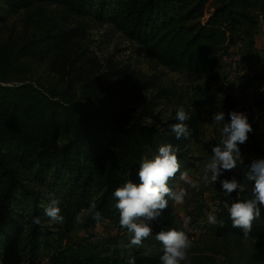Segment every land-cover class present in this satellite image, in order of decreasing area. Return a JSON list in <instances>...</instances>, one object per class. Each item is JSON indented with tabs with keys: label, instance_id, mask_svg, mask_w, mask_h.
Listing matches in <instances>:
<instances>
[{
	"label": "trees",
	"instance_id": "trees-1",
	"mask_svg": "<svg viewBox=\"0 0 264 264\" xmlns=\"http://www.w3.org/2000/svg\"><path fill=\"white\" fill-rule=\"evenodd\" d=\"M43 1L57 2L76 15L109 26L135 42L146 59L177 74L183 83L177 79L167 86L159 84L152 101L155 108L184 106L191 90L218 82L223 55L237 41L245 43L247 62L258 56L254 37L264 0H0V11L17 12ZM27 90L33 93L13 96L0 117V263L128 264L129 258L135 257V264H159L163 251L124 253L116 249L107 253L98 242L77 240L73 234L80 220L85 229L100 220L89 212L92 200L100 218L107 214L119 217L112 192L128 179L138 183L143 156L154 158L163 143L178 147L182 171L190 164L191 139L177 141L169 129L161 132L143 121L127 129L113 125L102 129L91 125L83 111L58 98L55 91ZM254 97L255 108L260 110L264 87H259ZM186 110L191 123L194 114ZM149 112L144 118H151ZM28 119L34 123L29 130ZM63 135L73 140L62 144ZM246 170L241 166L224 172L228 179L235 177L247 185L245 191L229 196V206L234 200L251 198ZM174 182V178L169 181L171 188ZM50 198L61 201V224L43 217ZM228 205L221 204L218 219L224 223L215 225L216 235L254 239L258 248H264V209L245 237L232 227ZM37 215L41 225L32 222ZM158 232L156 228L154 235ZM256 261L264 264V255Z\"/></svg>",
	"mask_w": 264,
	"mask_h": 264
},
{
	"label": "rangeland",
	"instance_id": "rangeland-1",
	"mask_svg": "<svg viewBox=\"0 0 264 264\" xmlns=\"http://www.w3.org/2000/svg\"><path fill=\"white\" fill-rule=\"evenodd\" d=\"M263 31L264 11H259L254 41L258 34L264 41ZM241 42L239 40L235 44ZM240 48V57L232 52L230 63L222 61L218 73H224L223 79L218 78V82L210 86L191 90L183 103L192 111L194 118L189 123L192 129L188 148L190 164L182 172H188L199 182V190L184 184L177 174L172 189L187 190L185 203L169 201L160 217L148 221L151 228L158 231L175 228L185 232L183 221L188 209L191 210L190 230L185 233L192 241V247L183 264H261L256 257L264 255V248H258L256 240L218 237L215 225L207 222V216L216 203L220 210L222 203H229V196L221 191L219 181L212 183L203 179L205 165L211 158V147L222 138V125L216 124L212 115L218 111H244L241 99L264 87V49L258 51L255 48L258 61L248 59L247 62L246 47ZM242 62L245 66H241ZM158 75V83L152 87ZM177 79L183 83L177 74L146 59L141 48L121 33L98 24L94 19L76 15L57 2L43 1L17 12L0 11V104H3L0 117L13 96L31 95L33 92L27 89L33 87L43 92L55 91L58 98L83 111L88 122L99 128L113 125L127 129L132 123L143 121L145 125L152 124L166 132L176 122V108L165 105L155 108L152 101L158 95L159 84L167 86L171 80ZM149 111L151 118H144ZM259 111L264 112V105ZM256 116H249V121L256 120L254 124L257 126L260 121L264 122V116ZM1 121L0 118V126ZM27 124L29 130L34 123L28 119ZM257 132L261 136L260 131ZM249 136L253 137L255 144L252 155L260 152L264 155V147L253 132ZM72 140L71 136L63 135L61 143ZM246 146V143L241 146L244 149L242 157L251 151ZM227 177L223 173L220 179ZM216 214L218 216L219 213ZM73 236L77 240L89 238L98 242L107 253L116 249L124 253L163 251L154 234L145 239L142 246L129 249L130 236L119 224L118 214L104 215L88 229L80 220Z\"/></svg>",
	"mask_w": 264,
	"mask_h": 264
},
{
	"label": "clouds",
	"instance_id": "clouds-1",
	"mask_svg": "<svg viewBox=\"0 0 264 264\" xmlns=\"http://www.w3.org/2000/svg\"><path fill=\"white\" fill-rule=\"evenodd\" d=\"M227 117V118H226ZM192 116L181 105L175 110L176 122L170 126V132L175 140H187L192 135L189 122ZM212 120L222 125L221 140L211 147V158L205 165L203 179L215 183L219 181L220 189L226 196L233 192H242L247 188L239 179H220L225 171L235 169L242 163V149L249 134L254 131L246 111L230 110L227 113L218 111L212 115ZM179 173L180 181L189 187L199 190V182L192 178L188 172L180 171L178 161V147L173 143H163L158 148L154 158L145 157L139 163V182L128 179L114 192L115 208L119 210V224L129 233V249L142 246L143 241L152 234V228L148 221L157 219L168 207L169 201L176 204H184L188 192L185 188L173 190L169 181ZM246 180L251 183V198L246 200H234L227 207V213L233 228H239L245 237L252 230L253 221L262 216L264 209V157L254 158L247 165ZM97 204L94 200L89 203V212L95 219H100V212L96 211ZM43 217L51 223L64 222L61 201L58 198H50L43 208ZM143 218V219H142ZM80 219L79 216L76 217ZM32 222L41 225V216L37 215ZM210 225L223 226L224 221L218 219L215 209L207 216ZM155 239L162 244V255L159 264H183L187 260L188 250L192 247V241L182 230L169 228L159 231ZM128 264H135V257H130Z\"/></svg>",
	"mask_w": 264,
	"mask_h": 264
},
{
	"label": "built area",
	"instance_id": "built-area-1",
	"mask_svg": "<svg viewBox=\"0 0 264 264\" xmlns=\"http://www.w3.org/2000/svg\"><path fill=\"white\" fill-rule=\"evenodd\" d=\"M241 66H245V63L242 62ZM223 72L220 73L218 75L219 79H223ZM255 94V93H254ZM254 94L251 95H247V97H243V99H241L240 104H241V108L247 112V114L249 116L253 117H257L256 115L261 114V116H264V112L259 111L258 109L255 108V97ZM250 123L252 124V127L254 129L253 134L256 137V140L259 141L260 145H262V147H264V122L260 121V123L256 126L254 123H256V120H250ZM261 124V125H260ZM260 127V128H259ZM259 130L260 131V135H258V132L256 133V131ZM255 132V133H254ZM217 205H215L214 209L216 212H220V206L218 203H216ZM192 222V213L191 210L188 209V213L185 215V219L183 221V228L188 232L190 229H188L189 224H191ZM155 233V229H152V234L153 235Z\"/></svg>",
	"mask_w": 264,
	"mask_h": 264
},
{
	"label": "crops",
	"instance_id": "crops-1",
	"mask_svg": "<svg viewBox=\"0 0 264 264\" xmlns=\"http://www.w3.org/2000/svg\"><path fill=\"white\" fill-rule=\"evenodd\" d=\"M264 32V31H263ZM260 35L258 34L257 36H256V39H255V48H257L256 50H263L264 49V41L262 40V39H260V37H259ZM261 37H263V35L261 36ZM245 46V43L244 42H241V43H239L238 45H236V44H234V45H232V46H230L229 48H228V50H227V52L223 55V59H222V61H224L225 62V64H227V63H230V61L228 62V60H230L231 59V56H232V52L233 53H236V54H238V57H240V54H239V51H238V48H240V47H244ZM246 47V46H245ZM241 49V48H240ZM243 51V50H242ZM257 52V51H256ZM262 54V52H259V54ZM253 61H258V60H253ZM221 69V68H220ZM222 70H220V72H221ZM251 74H252V72H251ZM252 136V135H251ZM251 136H249V138H248V140H247V142H246V144L248 145V146H246L245 148L246 149H251V151H248L243 157H242V163H240V164H238L239 166H237V168L238 167H245L246 169H247V165L251 162V160H252V154H254V150H255V144H254V141H253V137H251ZM242 150H244V149H242ZM264 155H263V153L262 152H260V153H257L256 155H254L253 157L254 158H259V157H263Z\"/></svg>",
	"mask_w": 264,
	"mask_h": 264
}]
</instances>
